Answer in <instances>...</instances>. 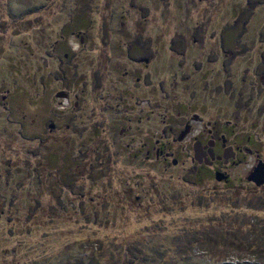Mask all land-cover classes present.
<instances>
[{
	"label": "rangeland",
	"instance_id": "rangeland-1",
	"mask_svg": "<svg viewBox=\"0 0 264 264\" xmlns=\"http://www.w3.org/2000/svg\"><path fill=\"white\" fill-rule=\"evenodd\" d=\"M258 159L264 0H0V264H264Z\"/></svg>",
	"mask_w": 264,
	"mask_h": 264
},
{
	"label": "flooded vegetation",
	"instance_id": "flooded-vegetation-1",
	"mask_svg": "<svg viewBox=\"0 0 264 264\" xmlns=\"http://www.w3.org/2000/svg\"><path fill=\"white\" fill-rule=\"evenodd\" d=\"M83 41L81 37L80 42ZM65 56L68 57V53H65ZM145 61H148V59H145ZM136 79L139 80L140 76H136ZM221 129L225 132H221ZM191 130H193L192 126L186 125L180 136L183 138L187 137ZM226 132V126L217 127L214 124H207L189 138L192 142L191 165L196 169L200 168L201 171L205 170L210 176L208 178L220 176L221 167L240 161L243 152L247 150L244 143L229 139ZM249 142L251 143L250 137L247 138V143ZM249 152L251 153L252 151L249 150ZM172 153L170 147L157 144V146L147 149L146 157L151 158L154 156L157 160L167 162ZM260 160L258 159L257 162ZM171 161L176 163L177 159H171Z\"/></svg>",
	"mask_w": 264,
	"mask_h": 264
},
{
	"label": "water",
	"instance_id": "water-1",
	"mask_svg": "<svg viewBox=\"0 0 264 264\" xmlns=\"http://www.w3.org/2000/svg\"><path fill=\"white\" fill-rule=\"evenodd\" d=\"M50 126L53 127L52 124ZM217 178L220 179V176H217ZM248 180L252 181L257 186L264 184V162L262 160L258 162L255 169L249 175Z\"/></svg>",
	"mask_w": 264,
	"mask_h": 264
},
{
	"label": "trees",
	"instance_id": "trees-1",
	"mask_svg": "<svg viewBox=\"0 0 264 264\" xmlns=\"http://www.w3.org/2000/svg\"><path fill=\"white\" fill-rule=\"evenodd\" d=\"M201 178V177H200ZM203 178V177H202Z\"/></svg>",
	"mask_w": 264,
	"mask_h": 264
}]
</instances>
